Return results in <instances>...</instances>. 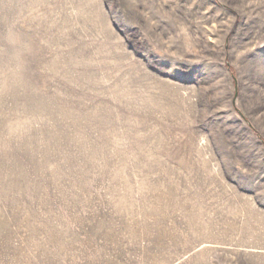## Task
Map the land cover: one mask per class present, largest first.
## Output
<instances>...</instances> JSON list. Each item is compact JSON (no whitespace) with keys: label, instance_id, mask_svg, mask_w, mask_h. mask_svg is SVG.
I'll use <instances>...</instances> for the list:
<instances>
[{"label":"rangeland","instance_id":"1","mask_svg":"<svg viewBox=\"0 0 264 264\" xmlns=\"http://www.w3.org/2000/svg\"><path fill=\"white\" fill-rule=\"evenodd\" d=\"M0 264H264V0H0Z\"/></svg>","mask_w":264,"mask_h":264}]
</instances>
